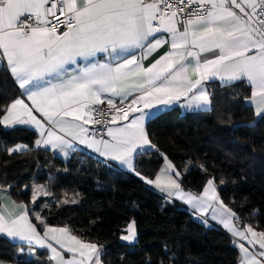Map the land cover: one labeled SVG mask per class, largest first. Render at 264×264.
I'll return each instance as SVG.
<instances>
[{"label": "snow or ice", "instance_id": "6c2138e0", "mask_svg": "<svg viewBox=\"0 0 264 264\" xmlns=\"http://www.w3.org/2000/svg\"><path fill=\"white\" fill-rule=\"evenodd\" d=\"M166 44L145 67L143 59ZM0 64L31 101L16 98L0 108V123L30 125L38 130L37 145L65 155L79 141L135 171L137 150L156 148L145 126L156 105L184 97L187 109L205 110L211 104L205 81H247L248 99L256 102V115L264 116V0H0ZM105 103L106 109L100 107ZM89 125L103 126L98 131L107 138L97 139ZM173 168L168 162L161 175L145 179L200 212L211 208L212 218L233 235L259 244V252L239 244L238 264H264V232L251 226L241 231L233 223L239 217L219 199L215 178L206 181L202 194L192 195L177 179L165 178ZM12 207L0 206L4 238L47 247L57 264H103L102 246L50 226L25 204L13 201ZM33 220L43 225V235ZM126 232L122 240L137 238L135 220Z\"/></svg>", "mask_w": 264, "mask_h": 264}, {"label": "trees", "instance_id": "16d2710c", "mask_svg": "<svg viewBox=\"0 0 264 264\" xmlns=\"http://www.w3.org/2000/svg\"><path fill=\"white\" fill-rule=\"evenodd\" d=\"M221 85L209 83L208 110L181 113L172 107L146 122L156 150L138 153L134 167L152 178L166 158L174 173H181V188L195 194L214 177L219 199L244 224L264 232V116L255 119L244 81ZM18 92L1 68L0 108ZM35 141L32 129L6 130L0 123V185L49 225L64 226L102 246L103 264H238L237 248L225 230L205 225L139 177L80 150L63 160L36 147ZM17 143L29 148L9 153ZM33 184L47 185L48 195L34 202L29 188ZM131 220L136 222L134 244L121 239ZM20 246L0 236V259L48 264L17 259ZM38 255L44 258L41 252Z\"/></svg>", "mask_w": 264, "mask_h": 264}, {"label": "crops", "instance_id": "0c3cea01", "mask_svg": "<svg viewBox=\"0 0 264 264\" xmlns=\"http://www.w3.org/2000/svg\"><path fill=\"white\" fill-rule=\"evenodd\" d=\"M168 47H169V45L166 44L162 48L157 49L155 52H153L150 55L146 56L143 59V61H142L143 65L145 67H147L150 63H153L155 61V59H158L159 56L162 55L163 52L165 51V49H167ZM137 55L139 56L140 53L137 52ZM202 55H208V54H202ZM208 58H211V56L208 55ZM1 68H5L7 70V68H6V66L4 64H0V69ZM7 72L9 73L11 79L13 80L14 84L17 86V88L19 90L18 95L13 100H15L16 98H21V99H24L26 103L31 105V101H29L27 99V95L24 93V90L20 89L18 87V82L14 81V78L12 77V75L10 74V72L8 70H7ZM212 81H217L220 84H222V82L219 80V78H215V79H213L211 81H205L204 82V86L208 89V91H209V83L212 82ZM244 82L250 89V96L248 97V98H250L251 97V93H252V89L249 86V84L247 83V81H244ZM232 83H236V82H231L230 84H232ZM248 98L246 99V102L249 103L252 106L254 117H255V119H258L260 116L256 115V102L255 101H250ZM11 102L8 105H10ZM117 102H118V98H117ZM185 103H186V98L181 97L180 100L175 101V102H173L172 104H169V105H156V109H158V110L153 111V116L156 115L157 113L163 111V110H167V109H170L172 107H176L181 113L203 111V110H189V109H187L185 107ZM104 105H107V104L105 103ZM209 108H210V105L206 106L205 110H208ZM2 126L6 130H10V129L18 128V127L29 128V129H32L35 132L36 140L40 138L39 134H38V130H34V128L32 126H30V125L5 126V125L2 124ZM88 127L92 131L93 125H89ZM103 136H104V138H107L106 131L104 132ZM96 138L99 139L100 136L96 134ZM18 146H20V147H19V149L17 151H10L11 149H16ZM35 146L38 147V148L48 149L53 155H55V156H57V157H59V158H61L63 160H66L67 158H69L71 156V154L74 151H76V150L84 151V152H86L88 154L93 155L94 157H96L98 159H101V160H103V161H105L107 163H111V164L115 165L118 169L124 170L126 172L132 173L135 176H137L135 174V172H137L136 170L133 171V169L128 168V166L126 164H121L118 161H109L106 157H104L100 153H98L94 148H89L86 145L80 144L79 141H74L73 142V147L67 149V152H68L67 155L64 154V151H61L60 149H53V148H51V146H45L43 144L37 145L36 143H35ZM28 148H29L28 145H26L24 143H17L15 145H13L12 147H10L8 149V152L9 153L21 152V151H26ZM148 150H156V148L155 149L149 148ZM140 152H143V150L142 149H138L137 152L133 155V158H132L133 165H134L135 156L138 153H140ZM167 163H168V160L166 158H163V161H162L161 165L159 166V168L157 169V171L155 172V174H154V176L152 178L145 177V176H143L141 174L139 176H137V177L142 179L152 189H154L157 192L161 193L168 200L177 202L179 205L187 208L194 216H197V217L203 219L204 220L203 222L205 223V225L208 226L210 224H215V225L219 226L220 228H222L223 230H225L232 237L233 244L237 248L238 260H239V258H241L243 256V253L239 249V244H241V243H243L245 245V247L249 249L250 252H259L260 251L259 244H255V246H253L252 244H249L247 240H243L242 238L233 235L232 232L229 231V229L224 227V225L221 223L219 218L213 219L212 218L213 217V213H212L211 208L207 212H200L197 209H195L193 207V205L188 204L186 202V200H181L178 197H176L175 195H169L167 192L161 191L160 189L156 188L155 184H151V185L148 184L147 180L145 178L154 180L157 175H161L162 174V169L166 168ZM167 176H171L172 178L177 179L178 182H179L178 177H176L174 175L173 169L165 174V178H167ZM39 186L43 187L42 184H33V185H31L29 187L31 189V192H32V197L34 195H36V198H38L39 195L43 194V193H37V189H38L37 187H39ZM215 187H216V185H215ZM26 189H28V187H23L22 188V190H26ZM216 190H217V187H216ZM184 192L185 193H191L192 195H200V194H202V192L200 194H195V193H192L190 191H185V190H184ZM13 201H15L17 204H23L22 202L17 201L16 199H14L11 196V194H10V192L8 190V187H6V186L0 187V206H7L9 211H15V209L12 207V202ZM29 215L31 217L32 213H29ZM131 221H129V222H131ZM33 223H35L37 225V230L41 233V235H43L44 228H43V225L40 224V221L39 220H33ZM233 223L235 224V220L233 221ZM241 223H242V225L240 227L241 231L245 230L249 226L248 224H244L243 221H241ZM50 226H52V227H64V226H55V225H50ZM64 228H66V227H64ZM257 233H260V232H257ZM71 234L72 235H76V234H74L72 232H71ZM125 235H127V232L125 233ZM248 235H249V239H251L252 238L251 234L249 233ZM0 236H4V234H0ZM77 237L80 238L79 236H77ZM7 239L10 242H12V243L21 245L19 247L18 253L16 254L17 259H21L22 258L24 260L33 261V262H40L42 260H47L48 264H57V261L55 259H53V254L51 252V249H49L47 247H41L40 245H35V244L29 245L27 241L20 240L19 238H15V239L7 238ZM81 240H83V239H81ZM84 242H88V241H84ZM126 242L128 244H134L136 242V239L134 241H126ZM52 243L54 244V246H56L54 242H52ZM90 243H92V242H90ZM38 252H41L42 253L41 257H44V258H40L39 255H38ZM63 256H64L65 259H71L72 258V254L67 252L66 250L63 251ZM258 259H259V257H258ZM0 264H14V263H11V262H8L6 260H1L0 259ZM38 264H42V263H38Z\"/></svg>", "mask_w": 264, "mask_h": 264}, {"label": "rangeland", "instance_id": "374dc122", "mask_svg": "<svg viewBox=\"0 0 264 264\" xmlns=\"http://www.w3.org/2000/svg\"><path fill=\"white\" fill-rule=\"evenodd\" d=\"M56 173H57V171H54L53 173H51V175H50V178L52 179L53 178V175L52 174H54V175H56ZM43 187H37L38 189H37V193H43V194H41V195H39V196H44L45 194L44 193H46V195L45 196H47L48 195V192H47V185H42Z\"/></svg>", "mask_w": 264, "mask_h": 264}, {"label": "built area", "instance_id": "2783aa9c", "mask_svg": "<svg viewBox=\"0 0 264 264\" xmlns=\"http://www.w3.org/2000/svg\"><path fill=\"white\" fill-rule=\"evenodd\" d=\"M102 108H107V105H101ZM98 129H103V126L101 125H93L92 131H94L97 135L101 136V134H104L105 131H98Z\"/></svg>", "mask_w": 264, "mask_h": 264}, {"label": "water", "instance_id": "95a60500", "mask_svg": "<svg viewBox=\"0 0 264 264\" xmlns=\"http://www.w3.org/2000/svg\"><path fill=\"white\" fill-rule=\"evenodd\" d=\"M235 225H237L238 227H241L242 223L240 220L236 219L235 220Z\"/></svg>", "mask_w": 264, "mask_h": 264}]
</instances>
